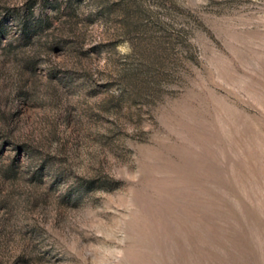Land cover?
<instances>
[{
	"label": "rangeland",
	"instance_id": "374dc122",
	"mask_svg": "<svg viewBox=\"0 0 264 264\" xmlns=\"http://www.w3.org/2000/svg\"><path fill=\"white\" fill-rule=\"evenodd\" d=\"M0 264H264V0H0Z\"/></svg>",
	"mask_w": 264,
	"mask_h": 264
}]
</instances>
